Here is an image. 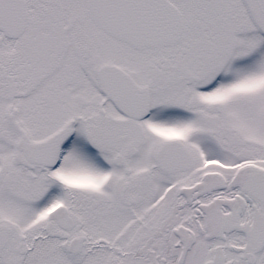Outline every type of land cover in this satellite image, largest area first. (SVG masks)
<instances>
[{
	"label": "snow or ice",
	"instance_id": "obj_1",
	"mask_svg": "<svg viewBox=\"0 0 264 264\" xmlns=\"http://www.w3.org/2000/svg\"><path fill=\"white\" fill-rule=\"evenodd\" d=\"M0 264H264V0H0Z\"/></svg>",
	"mask_w": 264,
	"mask_h": 264
}]
</instances>
